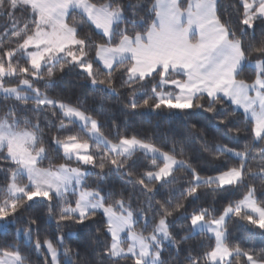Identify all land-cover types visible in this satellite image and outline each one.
<instances>
[{
    "label": "snow or ice",
    "instance_id": "snow-or-ice-1",
    "mask_svg": "<svg viewBox=\"0 0 264 264\" xmlns=\"http://www.w3.org/2000/svg\"><path fill=\"white\" fill-rule=\"evenodd\" d=\"M0 20V264H264V0H0ZM176 111L179 139L125 126ZM205 188L236 198L191 208Z\"/></svg>",
    "mask_w": 264,
    "mask_h": 264
},
{
    "label": "trees",
    "instance_id": "trees-1",
    "mask_svg": "<svg viewBox=\"0 0 264 264\" xmlns=\"http://www.w3.org/2000/svg\"><path fill=\"white\" fill-rule=\"evenodd\" d=\"M225 3H227V0H224ZM228 11H231L230 7L227 9ZM3 21L0 20V23ZM61 91L64 92L65 95L69 97L73 96H80L84 97L87 94V85H83V82L78 80L74 75L68 76L64 79V81L61 82ZM0 103H3L2 98H0ZM88 103L91 107L95 108L96 105L99 103L98 101L93 103V101L89 98ZM191 122L197 123L198 126H204V124L208 123L210 121V117L208 114L197 112L193 113L189 117ZM125 126L128 127L130 132H136L140 134L141 136L148 135V136H154L158 142H164L165 140L175 137L177 139L180 138L181 134L186 135L184 133V127H185V121L183 115L176 111L174 113H164L161 115H155L150 114L147 112L137 114V115H131L128 117V119L125 121ZM210 127H217L215 124H210ZM222 128V126H220ZM105 134H108L110 129L108 126L104 127L102 130ZM83 135V133H81ZM221 140H227L232 139L233 143L242 146L245 141L243 138L241 139H235L231 136V134L224 133L223 136L220 137ZM93 147H103L102 144L94 143ZM200 146L199 144L193 143L189 148V154L192 155L194 158H200L202 161H205L203 164V170L207 173H211L213 171L218 170L220 167L219 164H216L217 162L212 161L211 157H209L206 153L200 152ZM258 150V149H257ZM142 159V158H141ZM221 159H224L223 157ZM208 161V162H207ZM142 163L140 161L137 162L136 167L140 168L142 167ZM177 176L179 179H184V176L182 173H177ZM259 183L258 181L256 182ZM170 189H172V195L178 196L179 195V186L178 185H171L169 186ZM168 194V189H162L157 196V199H161L164 196ZM236 198L235 193H223V192H212L209 189H202L201 190V197L199 200H197L191 208L198 207L201 205H211L215 204L217 208H221L228 199H234ZM191 208H189V211H191ZM38 216V219L41 223V237L44 236H54L56 233V225L53 221L48 220L46 217L42 214V205L34 207L33 209ZM229 227L234 231V235L236 237H242L244 235L243 227L237 223H230ZM76 233L74 232L71 239L75 240ZM27 243V242H25ZM257 243H259V238H257ZM83 255L89 260L94 259V256L90 254V249H82ZM174 253L166 252L165 258L170 261V264H175V260L173 259ZM33 260H38L39 257L36 254L32 255Z\"/></svg>",
    "mask_w": 264,
    "mask_h": 264
}]
</instances>
